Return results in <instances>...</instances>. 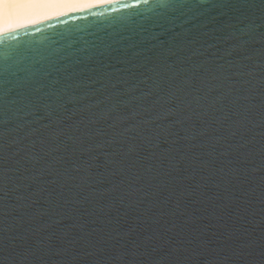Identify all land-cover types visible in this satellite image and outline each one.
Returning a JSON list of instances; mask_svg holds the SVG:
<instances>
[{
    "label": "water",
    "instance_id": "95a60500",
    "mask_svg": "<svg viewBox=\"0 0 264 264\" xmlns=\"http://www.w3.org/2000/svg\"><path fill=\"white\" fill-rule=\"evenodd\" d=\"M85 9L0 35V264H264V0Z\"/></svg>",
    "mask_w": 264,
    "mask_h": 264
},
{
    "label": "snow or ice",
    "instance_id": "6c2138e0",
    "mask_svg": "<svg viewBox=\"0 0 264 264\" xmlns=\"http://www.w3.org/2000/svg\"><path fill=\"white\" fill-rule=\"evenodd\" d=\"M69 0H0V35L5 34V27L8 31H17L18 28L11 27L13 23L19 20H27L24 26H35L36 18L40 16L46 8L54 4L67 3ZM104 2V0H101ZM111 2V0H108ZM86 10V9H82ZM42 22V21H41ZM138 177L133 174L131 181ZM130 181V186L132 183Z\"/></svg>",
    "mask_w": 264,
    "mask_h": 264
},
{
    "label": "bare ground",
    "instance_id": "6f19581e",
    "mask_svg": "<svg viewBox=\"0 0 264 264\" xmlns=\"http://www.w3.org/2000/svg\"><path fill=\"white\" fill-rule=\"evenodd\" d=\"M113 1L116 0H111V2ZM106 3H109L108 0H104V2H101V0H69V2L67 3L54 4L46 8L45 11L36 18L35 24H39L41 23V21L44 22L69 12L90 8ZM26 23H30V21L21 19L18 22L13 23L11 27H15L20 30L22 28H25L24 25ZM4 31L5 33L13 32V31H8L7 26L5 27Z\"/></svg>",
    "mask_w": 264,
    "mask_h": 264
}]
</instances>
